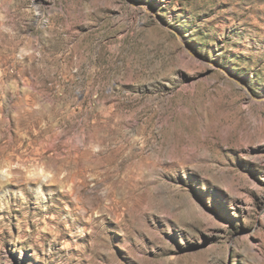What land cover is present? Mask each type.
I'll list each match as a JSON object with an SVG mask.
<instances>
[{
	"label": "rangeland",
	"instance_id": "obj_1",
	"mask_svg": "<svg viewBox=\"0 0 264 264\" xmlns=\"http://www.w3.org/2000/svg\"><path fill=\"white\" fill-rule=\"evenodd\" d=\"M0 120V264H264V0H0Z\"/></svg>",
	"mask_w": 264,
	"mask_h": 264
},
{
	"label": "bare ground",
	"instance_id": "obj_2",
	"mask_svg": "<svg viewBox=\"0 0 264 264\" xmlns=\"http://www.w3.org/2000/svg\"><path fill=\"white\" fill-rule=\"evenodd\" d=\"M24 95V94H23ZM9 96H11V95H9ZM14 96V95H13ZM16 96V95H15ZM14 96V97H15ZM5 98V97H4ZM9 98H11V97H9ZM6 99V98H5ZM22 99V98H21ZM26 113L23 111V113L21 112V113H18L17 115H14L15 117L13 118L14 120H17V121H20V120H22V119H25L26 117V115H25ZM7 119H9L8 117H6ZM12 119V120H13ZM2 120V119H1ZM1 120H0V122H1ZM3 121V120H2ZM7 121V120H6ZM24 122V121H23ZM16 123V122H15ZM18 123V122H17ZM18 125V124H17Z\"/></svg>",
	"mask_w": 264,
	"mask_h": 264
}]
</instances>
